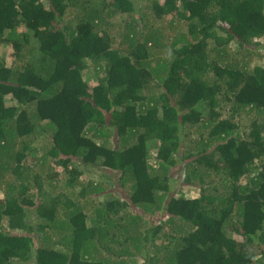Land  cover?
<instances>
[{"label": "trees", "instance_id": "obj_1", "mask_svg": "<svg viewBox=\"0 0 264 264\" xmlns=\"http://www.w3.org/2000/svg\"><path fill=\"white\" fill-rule=\"evenodd\" d=\"M6 47L0 264H264V0H0Z\"/></svg>", "mask_w": 264, "mask_h": 264}, {"label": "rangeland", "instance_id": "obj_2", "mask_svg": "<svg viewBox=\"0 0 264 264\" xmlns=\"http://www.w3.org/2000/svg\"><path fill=\"white\" fill-rule=\"evenodd\" d=\"M143 4L146 5L147 2L144 1ZM0 54H1V56L4 57L5 61H6L8 64H10V63L13 61V59H14L13 52H12V50H11L9 47H6V48H4V49H1ZM258 60H259V59H258ZM260 64H264V59H262V60L260 61ZM84 78H85L86 81H88V82H90V83H94L95 80H96L95 77H94V75H92V74H90V73H87V72L84 73ZM151 146H152V145H151ZM177 176H178V177H177L178 182L181 183L182 185H184V184L182 183L183 175L178 173ZM104 180H106V181L108 182V178H107V177H104ZM109 182L111 183L112 180H109ZM113 182H114V180H113ZM105 184H107V186H109L108 183H105ZM177 185H178V184H177ZM110 186H111V185H110ZM178 186H181V185L179 184ZM111 188H112V187H111ZM111 188H109V189L105 192V194L102 195V197H100V200L104 201V200L109 199V198H111V197L113 196V194H112L113 191L111 190ZM180 190H181V189H180ZM110 191H111V192H110ZM180 193H182V194H184L185 196H188V197L193 196L194 194H197V193H196V190H195L194 188H190V187H185L184 189H182V190L180 191ZM121 194H123V193H121ZM0 196H3V193H2V192H0ZM154 219H155V218H154Z\"/></svg>", "mask_w": 264, "mask_h": 264}]
</instances>
